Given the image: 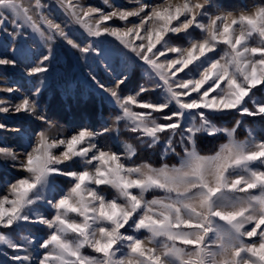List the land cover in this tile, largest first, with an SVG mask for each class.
<instances>
[{
	"label": "snow or ice",
	"instance_id": "6c2138e0",
	"mask_svg": "<svg viewBox=\"0 0 264 264\" xmlns=\"http://www.w3.org/2000/svg\"><path fill=\"white\" fill-rule=\"evenodd\" d=\"M131 3L126 8L104 0L111 9L106 11L80 0H55L89 36L114 37L151 70L155 82L127 96L122 95L126 75L112 87L92 77L119 109L103 133L119 135L122 125L137 143L125 142L121 155L97 145L103 133L82 129L65 139L41 131L31 151L23 153L0 146V156L14 167L18 161L25 173L0 194V255L12 264H264V138L250 134L240 141V121L232 127L216 123L218 114L231 111L264 118V100L257 101L253 92L264 87V0L215 13L212 0ZM50 8L44 0H0V32L15 38L21 29H31L85 56L99 54L49 19L45 9ZM49 59L45 55L30 74L47 72ZM7 65L15 60L0 58V66ZM185 69V77L175 79ZM157 90L162 99L146 96ZM10 111L47 120L30 98L16 104L0 98V113ZM202 136H222L226 142L202 154ZM161 141L165 155L180 156L178 164L135 163L140 145L152 148ZM56 176L68 178L70 186L49 197ZM42 204L52 209L50 216L39 210ZM27 224L45 227L46 237L37 241L25 234ZM34 244L43 250L35 261Z\"/></svg>",
	"mask_w": 264,
	"mask_h": 264
},
{
	"label": "rangeland",
	"instance_id": "374dc122",
	"mask_svg": "<svg viewBox=\"0 0 264 264\" xmlns=\"http://www.w3.org/2000/svg\"><path fill=\"white\" fill-rule=\"evenodd\" d=\"M44 2L51 6L50 9H45V14L50 12L49 19L60 23L61 27L66 32H70L71 36L81 46L91 45L99 54L91 52L85 56L59 38L55 42H49L34 34L31 29H21L22 34L17 35L15 38L0 32V58H13L15 60V65L0 66V88L10 87L14 89L11 94L0 92V98L8 100L12 104L19 103L23 98L36 100L40 104L42 114L47 118L46 121H41L24 113L17 114L14 111L0 113V123L5 125L4 129H0V146L10 147L17 153H23L24 150L31 151V147L35 145L38 133L41 131H44L50 138L65 139L82 129L103 133L105 127H112L113 119L118 114L119 109L112 98L96 85L92 79L93 76L106 86L112 87L118 76L126 75V84L122 86V95L124 96L134 95L142 85H150L155 82L150 80L149 72L151 70L148 66L140 61L134 53L124 48L114 37H91L56 6L55 0H44ZM80 2L84 5L104 8L106 11L111 10L104 4V0H80ZM109 2L126 8L134 6L131 0H109ZM145 2L160 3L161 0H145ZM212 4L211 10L213 13L227 10L218 6L213 0ZM254 4L258 3H253L252 5ZM130 19L135 20L136 18ZM110 23L114 26L123 27V23L119 20H113ZM9 30L11 31V25H9ZM196 35H199V30H196ZM139 42L137 41V43ZM173 42L186 45V41L179 37H173ZM45 55L50 56L49 60L44 61V66L47 67L48 71L38 75H31V69L37 66ZM168 55L172 56L175 54L169 53ZM164 59L165 57H160L161 61ZM188 71V69H185V72L177 73L175 79L179 80L185 77V73ZM259 88L262 87L257 89ZM37 90H39L38 95H34ZM255 90H253L254 93ZM195 95L193 93V96ZM261 95L256 94L254 98L257 101L264 100V90ZM146 96L149 99H162L164 93L157 90L147 93ZM248 107L251 108L252 104L249 103ZM59 109H63L65 112L71 109H84L90 114V117L95 116L96 124L89 127L76 128L58 123L55 121L56 119L67 120L60 115H55V118L50 113L51 111L56 113ZM99 110H102V113L105 114H101ZM226 114H231L230 120H216L217 126L229 127L228 123L230 121L233 122L232 126H235L236 122L240 121L236 133L238 140L244 141L249 138L250 134L257 140L264 138V118L241 115L237 111H231ZM155 115L162 116L163 113H156ZM249 120L251 124L247 122ZM160 122L166 123L167 121L162 120ZM241 134H243V137L239 139ZM133 137L134 134L124 131L121 125L119 135L111 131L103 133L96 137L95 142L101 148L110 149L123 155L125 142L137 143ZM202 138H210L215 140V142H226L222 136H202ZM178 140L179 137H176L177 142ZM202 146L208 148H203V151H213L215 143H204ZM59 151L60 149H57V152ZM177 152L183 155L180 147H177ZM179 158V155L173 153L165 155L164 141H161L160 144L152 148L140 145L137 149V156L133 159L137 164L150 162L158 167L165 160L168 164L173 161L178 164ZM15 163L17 166L14 167V162L0 156V194L6 193V186L9 183L25 175L19 170L18 161ZM69 186L70 181L68 178L56 176L54 177L53 191L49 192L48 195L51 197L52 195H58L62 191L66 192ZM147 198L151 199V193L148 194ZM39 210L49 216L52 213V209L45 204L40 205ZM24 233L32 235L37 241H42L46 237L48 230L41 225L27 224L24 226ZM42 251L37 245H32L31 255L34 261ZM85 251L89 250L86 249ZM0 262L2 264H12L10 259L3 255H0Z\"/></svg>",
	"mask_w": 264,
	"mask_h": 264
},
{
	"label": "trees",
	"instance_id": "16d2710c",
	"mask_svg": "<svg viewBox=\"0 0 264 264\" xmlns=\"http://www.w3.org/2000/svg\"><path fill=\"white\" fill-rule=\"evenodd\" d=\"M218 6L222 7V8H225L227 10H239L241 9L242 7L244 6H250L252 5L253 3H260L261 0H213ZM264 90V87L262 88H259V89H256L255 90V95H259V96H262V92ZM62 108V107H61ZM101 111V114H105V113H102V110H99ZM52 115H54V117L56 118V116H61L62 118H66L67 120H63V119H54L55 121H57L58 123H61L63 125H68V127L70 126H73V127H76V128H80V127H89V126H92L93 124H96L95 122V116L93 117H90V114L87 113L86 110L82 109V110H75V109H71V110H68V111H64L63 109H59L56 113L52 111L50 112ZM49 113V115H50ZM97 114V113H96ZM56 115V116H55ZM63 115V116H62ZM230 116L231 114H222V115H219V119H217L218 121H229L230 120ZM60 120V121H59ZM249 124H251L250 120L247 121ZM233 122L230 121L228 123V126H232ZM99 123H98V127H99ZM252 126V125H251ZM243 137V134L240 135L239 139H241ZM223 141H220V142H215V140L213 139H210V138H202L200 137L199 139V142H198V145H199V149L201 151L202 154H211L213 153L218 145L220 143H222ZM200 143V144H199ZM204 143H207V144H212V143H215V148L213 151H203V148L205 149H208L206 146H202ZM202 144V145H201ZM166 160L163 162L165 163ZM168 163V162H167ZM177 162L176 161H173L169 164H176Z\"/></svg>",
	"mask_w": 264,
	"mask_h": 264
},
{
	"label": "crops",
	"instance_id": "0c3cea01",
	"mask_svg": "<svg viewBox=\"0 0 264 264\" xmlns=\"http://www.w3.org/2000/svg\"><path fill=\"white\" fill-rule=\"evenodd\" d=\"M156 195H159V193H155ZM152 195H153V193H151V198H152Z\"/></svg>",
	"mask_w": 264,
	"mask_h": 264
}]
</instances>
